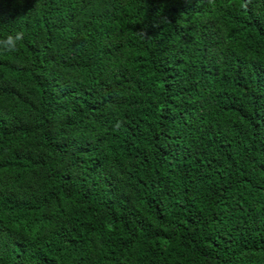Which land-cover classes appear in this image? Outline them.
Masks as SVG:
<instances>
[{
  "label": "trees",
  "instance_id": "1",
  "mask_svg": "<svg viewBox=\"0 0 264 264\" xmlns=\"http://www.w3.org/2000/svg\"><path fill=\"white\" fill-rule=\"evenodd\" d=\"M16 32L0 264H264V0H0Z\"/></svg>",
  "mask_w": 264,
  "mask_h": 264
},
{
  "label": "clouds",
  "instance_id": "2",
  "mask_svg": "<svg viewBox=\"0 0 264 264\" xmlns=\"http://www.w3.org/2000/svg\"><path fill=\"white\" fill-rule=\"evenodd\" d=\"M23 38L22 32H16L15 35H8L5 39L0 40V49L7 52H14L17 50V43ZM119 127V124L116 125Z\"/></svg>",
  "mask_w": 264,
  "mask_h": 264
}]
</instances>
